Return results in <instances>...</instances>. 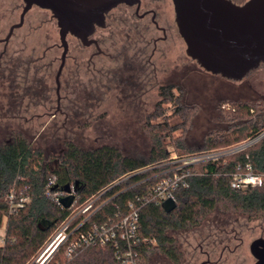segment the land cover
Wrapping results in <instances>:
<instances>
[{
  "label": "trees",
  "instance_id": "trees-1",
  "mask_svg": "<svg viewBox=\"0 0 264 264\" xmlns=\"http://www.w3.org/2000/svg\"><path fill=\"white\" fill-rule=\"evenodd\" d=\"M4 2L6 4H2ZM4 5H8V8H3ZM21 6L22 2L18 0H0V17H18ZM44 23V20H40V24L36 25L26 18L25 24L15 29L8 53L4 54L2 59L6 63L2 65L4 74L7 73L6 67L11 68V64H7L5 59L18 54L25 60L18 64L15 73L17 80L20 77L28 79L31 85L28 89L33 88L36 72L44 70L48 74L57 61L60 64L61 55L57 52L62 50L60 42L45 44L46 42L42 43L41 40L37 45L34 41L31 45L27 42ZM24 28L26 33L21 38L20 46L16 48L15 36ZM5 29L0 28V38L6 36L8 30ZM45 40L47 41L46 37ZM115 41L117 50L123 51L124 39L117 38ZM40 44L44 45V50L37 54V46ZM127 59L123 53L119 55L118 60H114V77L125 73L124 64ZM83 73L92 76L86 69ZM160 95L161 99L157 102L154 112L148 115L144 123V128L151 138V149L147 158L126 155L114 145L86 149L72 140H67L66 150L52 165L50 155L43 149L34 147L32 141L21 131L15 130L9 141L0 143V226L7 216L5 243L0 245V264L26 263L55 226L42 230L39 227L42 219L59 223L71 214L74 207L84 204L121 177L142 168L167 163L172 154L169 145H172L175 152L187 154L200 149L210 150L236 145L254 139L264 132V97L227 96L221 98L217 106L226 126L208 131L204 136L203 147L191 149L186 144V136L200 105L184 102V88L177 83L161 85ZM173 117H179L180 120L172 123ZM156 118L162 120H155ZM239 165L243 168L251 165L254 172L263 175V183L245 189L234 187L232 173ZM190 167L193 172L190 186L174 193L177 206L172 211H166L161 202L147 200L151 187L159 178L154 175L162 170L153 168L136 173L127 181L108 190L104 199L112 197L111 200L92 214L87 224L126 215L130 211V203L134 202L141 206L140 236L146 239L138 246L142 264H151L152 255L157 252L162 253L174 264H181L184 252L179 240L170 235L171 231L191 230L202 224L207 216L217 209L225 213H245L250 218L264 217V136L241 151ZM51 181L55 183L51 184ZM68 183L76 189L72 207H63L46 195L48 189L62 190ZM11 193L16 199L29 197L14 213H10ZM138 197L143 200H138ZM215 237L217 238V235ZM222 241L208 239V247L216 248ZM71 264L122 263L115 255L114 246L110 244L105 247L84 248Z\"/></svg>",
  "mask_w": 264,
  "mask_h": 264
},
{
  "label": "rangeland",
  "instance_id": "rangeland-1",
  "mask_svg": "<svg viewBox=\"0 0 264 264\" xmlns=\"http://www.w3.org/2000/svg\"><path fill=\"white\" fill-rule=\"evenodd\" d=\"M235 1L243 3L246 0ZM167 7L169 38L163 45V52L154 58L158 80L156 82L154 79L145 87L147 92L141 102L127 95L126 80H118L122 75H117L114 81H108L105 78L95 80L92 76L82 73L79 80L75 79L74 74L70 81V76L65 75V81L62 77L60 94L63 96L58 107L55 76L59 61L48 74L44 70L36 72V80L31 89H28L31 86L28 79L20 77L17 80V72L13 76L7 71L6 76H0V143L9 141L15 130L21 131L32 141L34 147L41 148L50 155L52 165L66 150L67 140H72L86 149L114 145L126 155L147 158L151 149V138L144 128V123L161 99V85L173 82L180 84L185 91L183 101L200 105L186 136V144L191 149L203 147L204 136L208 131L226 126L217 108L221 98L264 97V64L240 82L207 72L186 53V43L176 26L172 0H167ZM3 8H8V5ZM19 14L20 11L18 17H0V28L9 31L13 21H19ZM27 18L36 25L40 24V20L45 21L44 25L35 31V36L28 38L29 45L32 41L37 45L41 40L42 43L45 41V44L60 42L59 28L51 11L35 6ZM25 33L26 28L18 31L14 47L20 46ZM69 39L72 40L71 37ZM37 50V54L41 53L44 45H38ZM61 51L57 50L60 55ZM153 83H157V86L151 87ZM179 120V117H173L171 122L176 123ZM169 148H172V145H169ZM6 221L7 218H4L0 226V245L3 244ZM170 235L179 240L184 252L181 264H200L207 259L201 251L206 249L213 252L210 254L211 259H221L219 264H253L255 257L250 251V243L264 235V217L250 218L245 213H225L217 209L199 226L187 231H171ZM215 235L217 238H214ZM208 239L223 241L214 248L208 247ZM224 247L227 249L221 258ZM151 264L174 263L157 252L152 255Z\"/></svg>",
  "mask_w": 264,
  "mask_h": 264
},
{
  "label": "water",
  "instance_id": "water-1",
  "mask_svg": "<svg viewBox=\"0 0 264 264\" xmlns=\"http://www.w3.org/2000/svg\"><path fill=\"white\" fill-rule=\"evenodd\" d=\"M23 2L20 20L12 24L8 34L0 40L8 41L14 30L23 25L26 13L33 7L51 11L59 28L60 44L64 48L62 61L55 76L58 99L60 76L68 51V37L74 36L89 45L95 42L92 35L96 28L106 25V14L111 9L122 3L140 6V0H23ZM173 4L175 22L186 43V53L207 72L240 82L264 64V0H246L243 3L234 0H173ZM263 136L264 132L245 146ZM64 190L69 195L62 197L60 202L65 207H70L76 189L68 183ZM162 205L170 212L176 208L177 202L170 197ZM54 223L55 220L44 218L40 221L39 227L48 230ZM250 251L255 257L253 264H264L263 235L250 243ZM201 264H206V261Z\"/></svg>",
  "mask_w": 264,
  "mask_h": 264
},
{
  "label": "built area",
  "instance_id": "built-area-1",
  "mask_svg": "<svg viewBox=\"0 0 264 264\" xmlns=\"http://www.w3.org/2000/svg\"><path fill=\"white\" fill-rule=\"evenodd\" d=\"M256 138L229 147L210 150L202 149L187 154H179L173 148H169L172 154L167 163L149 166L127 174L92 196L84 204L74 207L69 216L54 224L55 226L41 247L24 264H71L84 248L88 246L105 247L110 244L114 246L115 255L122 264H142L141 252L138 246L146 239L140 236L139 210L141 206L131 202L130 211L126 215L87 224L90 216L111 200L112 197L104 199V195L108 190L114 185L127 181L136 173L153 168H162L160 172L154 175L159 178L151 187L147 200L163 203L170 197L174 198V193L177 190L190 186V178L193 174L191 165L219 159L228 154L241 151L246 148V143ZM232 180L234 187L245 189L262 184L263 175L254 172L251 165L245 168L239 165L238 169L232 173ZM54 183V181H51V184ZM46 195L65 207L60 202V199L69 195V193L64 189H48ZM9 198L11 201L10 213L16 212L29 200L27 196L16 199L13 193L10 194ZM137 199L143 200L140 197ZM72 206L73 203L70 207ZM4 243L5 233L3 235Z\"/></svg>",
  "mask_w": 264,
  "mask_h": 264
},
{
  "label": "flooded vegetation",
  "instance_id": "flooded-vegetation-1",
  "mask_svg": "<svg viewBox=\"0 0 264 264\" xmlns=\"http://www.w3.org/2000/svg\"><path fill=\"white\" fill-rule=\"evenodd\" d=\"M139 5L138 7V4L129 5L122 3L111 9L106 14V25L96 28L92 35L95 42L89 45L84 44L80 39L70 35L69 37H71L72 40L68 37V51L60 76V83H63L62 77L65 81V75H67V77L70 76L68 81L72 79V74H74L76 80H79L84 69L90 72L95 80L99 78L103 80L105 78L108 81H114L116 80L114 77L115 73H112L113 70H115L114 63L116 61L114 60H118L119 55L124 53L128 59L124 64L125 73H123L120 80H126V86H128L127 95L133 97V100L137 101L138 99L141 102L142 97H144L147 92L145 87L154 79H156V82L158 80L157 64L154 58L158 53L160 54L163 52V45L169 38V28L166 21L168 13L167 0H140ZM23 6L24 2L22 1L19 20ZM30 11L31 9L26 13L23 24H25ZM121 34L123 36H121ZM117 36H121V38L124 39L125 44L122 48L124 49L123 51L117 50L115 41ZM11 37L8 41L0 40V75L4 74L2 65L6 63H4L2 59L4 54L8 53ZM59 45L62 49L60 56L61 64L64 48L60 43ZM5 61H7V64H11V68L6 67V70L11 71L14 76L18 64L25 60L21 59L18 54H14L5 59ZM129 71H131V73H129ZM4 75L6 76V74ZM152 86H157V83H153L151 87ZM131 87L132 89H130ZM61 91L62 84H60V98L58 102L61 101V97L63 96L60 94ZM226 249L227 248L224 247L222 250L221 258ZM202 252L207 256V259L202 262L206 261V264H219L221 262V259L217 261L211 259L209 250H202Z\"/></svg>",
  "mask_w": 264,
  "mask_h": 264
}]
</instances>
